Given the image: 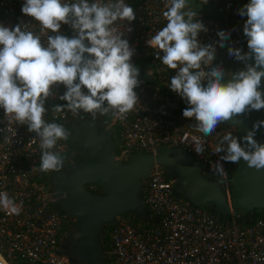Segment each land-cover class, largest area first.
<instances>
[{
    "label": "built area",
    "instance_id": "built-area-1",
    "mask_svg": "<svg viewBox=\"0 0 264 264\" xmlns=\"http://www.w3.org/2000/svg\"><path fill=\"white\" fill-rule=\"evenodd\" d=\"M213 1L218 6L214 15L197 12L194 18L208 29L198 34V45L212 44L216 49L212 63L238 71L244 68V63L229 57L227 48L248 51L247 38L243 34L246 17H241L237 11L248 0ZM23 2L0 0V23L9 27L20 23L22 30L24 27L26 31L41 35L39 22L22 14ZM125 3L134 9L136 19L130 25L118 20L113 27L124 32L122 38L135 49L132 62L139 69L140 84L134 90L139 100L123 119L111 112L96 116L100 121L105 120L106 128L115 126L119 140L117 159L127 161L134 153L155 152L157 146L166 144L188 151L202 170L214 174L211 165L222 156V152L214 153V149L225 134H232L231 127L219 124L207 137L198 132L195 119L186 118L179 111L178 94L169 87L178 69L163 65L156 50L147 44L148 39L166 25L163 12L170 0H125ZM129 26L133 29L131 32L127 31ZM219 30L230 32L225 47L217 43ZM61 33L68 37L76 34L67 24H62ZM47 35L52 33L41 35L45 45ZM65 90L63 85L53 89V97L45 104L48 109L44 115L46 122L57 123L75 116L68 110L57 113L52 109L53 105L66 103L58 98ZM67 149V142L59 140L52 151L62 155ZM41 153L36 134L0 108V192H6L21 209L16 215L0 207V254L8 264H71L58 254V242L64 235L63 224L70 217L53 207L50 171L40 170ZM220 162L225 175L215 174L227 180V167ZM224 186L228 193L229 183ZM143 195L148 214L156 222L143 226L130 217L120 216L108 242L111 264H264V220L244 225L234 218L223 219L190 204L176 191L174 178L159 165L152 168L144 182Z\"/></svg>",
    "mask_w": 264,
    "mask_h": 264
},
{
    "label": "clouds",
    "instance_id": "clouds-1",
    "mask_svg": "<svg viewBox=\"0 0 264 264\" xmlns=\"http://www.w3.org/2000/svg\"><path fill=\"white\" fill-rule=\"evenodd\" d=\"M237 11L246 17L243 34L248 51L228 46V56L243 62L244 68L232 72L226 83L222 81L228 73L212 63L215 47L198 45V34L208 29L202 21H194L197 11L188 8V0H170L163 12L166 25L147 41L163 65L178 69L169 87L188 105L183 116L194 118L196 130L206 137L221 123L264 109V0H248ZM21 12L39 22L41 35H52H47L45 45L41 35L22 30L20 23L13 27L0 23V108L40 139V170L59 172L64 158L52 149L72 133L62 124L45 121L46 101L54 88L63 85L66 90L58 98L66 103L53 105L54 112L89 113L94 120L98 113L111 112L123 119L132 111L139 100L134 89L140 84L139 69L132 62L135 49L113 25L118 20L130 25L136 13L125 0H24ZM62 24L76 34H62ZM217 35L218 45L225 47L230 32L219 30ZM261 126L264 120L255 121L239 138L225 134L214 153L226 154L211 165L212 171L224 176L220 161L238 164L241 159L249 168L264 170V143L254 138ZM225 142L226 148L221 146ZM0 207L9 214L21 211L6 192H0Z\"/></svg>",
    "mask_w": 264,
    "mask_h": 264
},
{
    "label": "water",
    "instance_id": "water-1",
    "mask_svg": "<svg viewBox=\"0 0 264 264\" xmlns=\"http://www.w3.org/2000/svg\"><path fill=\"white\" fill-rule=\"evenodd\" d=\"M228 79L230 74L222 82ZM203 83L206 85L207 80ZM257 120H264V109L224 124L235 128L239 138ZM70 126L81 160H72L59 172L52 173L51 191L52 204L74 219L64 240V245L71 247L69 253L74 262L108 264L103 245L104 225L115 226L125 213H132L141 221L148 220L144 182L155 165L174 178L176 191L193 205L213 206L225 216L264 214V170L247 167L243 159L238 164L232 163L235 171L231 178L212 180L204 175L194 156L181 147L160 144L155 152H137L127 161H120L112 138L115 126L106 128L89 113L74 116ZM254 138L264 143V126ZM226 183H231L228 193ZM87 184L96 185L103 193L89 190Z\"/></svg>",
    "mask_w": 264,
    "mask_h": 264
},
{
    "label": "trees",
    "instance_id": "trees-1",
    "mask_svg": "<svg viewBox=\"0 0 264 264\" xmlns=\"http://www.w3.org/2000/svg\"><path fill=\"white\" fill-rule=\"evenodd\" d=\"M217 1L219 2L220 0H217ZM225 71L228 74H231L232 72H234V71L229 72L226 69H225ZM178 100H179V111L183 112V109L186 108L188 105L186 104V102L179 95H178ZM73 118L74 117H71L68 120L60 121V122H57V123L62 124L66 129H68L72 133V129H71L70 123H71V120ZM190 119H194V118H190ZM101 122H102V126L106 127L105 126V124H106L105 120L101 119ZM221 124H224V123H221ZM231 129H232V136L238 138L237 133H236V129L233 128V127H231ZM113 134L115 135V136L112 135V138H113V140H114V142L116 144V147H115L116 156H118V153H119V151H118L119 140H118V136H117L116 132H114ZM66 142L68 144V149H67V151L64 154L61 155L64 158V161H68L71 158L78 156V147L76 145V142L73 139L72 134H71V136L69 137V139ZM226 146H227V143L225 142L222 145V147L226 148ZM225 154H226L225 152H222V155H225ZM224 163H225V165L227 167V170H228V177L231 178L233 176V174H234L235 168H234L232 163H226V162H224ZM203 173L209 179L222 180V178L219 175L215 174V173L214 174H210L206 170H203ZM49 179L52 180L51 174L49 175ZM89 185H91V184H87L86 187L89 190L93 191V192L98 193V191L101 190L96 185H92L93 188H90ZM228 187L231 188V183H229ZM224 188H226V187L224 186ZM184 199L186 201H188L185 197H184ZM190 204H192V203H190ZM203 208H205L209 212L218 214L223 219L234 218L238 222H240V223H242L244 225H249V224H251V223H253V222L257 221V220H264V214L263 213L255 212L253 215L247 214V215H244V216L243 215H239V216L228 215V216H225V215H222L220 212H217L213 206L203 207ZM57 212L60 213V214L64 213L63 211H60L59 209H57ZM122 216L130 217L133 220L134 223L141 224L143 226H148V225L153 224V223L156 222V219H154V217H150V216H149L148 220H146V221H141L137 216H135L132 213H125ZM141 222H144V223L142 224ZM67 227L69 228L70 225H68ZM67 227L66 226L64 227V232L63 233H65V230H66ZM112 229H113V226H110V225H104V227H103V230L105 231V234L103 236L104 237V242H103L104 251H105V253L107 255V258H108L110 264L112 262V256H111V253H110V250H109L108 242H109L110 232L112 231Z\"/></svg>",
    "mask_w": 264,
    "mask_h": 264
},
{
    "label": "flooded vegetation",
    "instance_id": "flooded-vegetation-1",
    "mask_svg": "<svg viewBox=\"0 0 264 264\" xmlns=\"http://www.w3.org/2000/svg\"><path fill=\"white\" fill-rule=\"evenodd\" d=\"M75 116H76V114H75ZM72 160L80 161V160H81V157H80L79 154H78L77 157H73V158H71V159L68 160V161H64L63 166L66 165V164H68V163L71 162ZM62 169H63V167L61 168V170H62ZM52 173H53V172L50 171L51 178H52ZM51 181H52V180H51ZM92 185H93V184L89 185V187H90V188H93ZM98 193H103V191H102V190H99ZM53 207H54L56 210L59 209L58 205H53ZM73 223H74V219H73V218H68V219H66V220L64 221L63 227H65V226L67 227L68 225H70V227H69V228H68V227L66 228L64 235L59 239V242H58V254L61 255V256H63V257H64L68 262H70L71 264H82L81 262H74V261H73L72 255L69 253L71 247H68V246H65V245H64V240H65V238H66V234H67V232L72 228ZM106 256H107V255H106ZM108 264H110L109 260H108Z\"/></svg>",
    "mask_w": 264,
    "mask_h": 264
},
{
    "label": "rangeland",
    "instance_id": "rangeland-1",
    "mask_svg": "<svg viewBox=\"0 0 264 264\" xmlns=\"http://www.w3.org/2000/svg\"><path fill=\"white\" fill-rule=\"evenodd\" d=\"M188 8L195 10L197 12H201L203 14L214 15V13L217 11V4L213 0H207L206 4H203L202 0H188ZM186 10H188V9H185V11ZM227 70L229 72L233 71L231 68H228ZM105 126H107V125L105 124ZM113 136H115V135L113 134ZM141 223L143 224L144 222H141Z\"/></svg>",
    "mask_w": 264,
    "mask_h": 264
},
{
    "label": "bare ground",
    "instance_id": "bare-ground-1",
    "mask_svg": "<svg viewBox=\"0 0 264 264\" xmlns=\"http://www.w3.org/2000/svg\"><path fill=\"white\" fill-rule=\"evenodd\" d=\"M0 262L2 264H8V262L1 256V254H0Z\"/></svg>",
    "mask_w": 264,
    "mask_h": 264
},
{
    "label": "crops",
    "instance_id": "crops-1",
    "mask_svg": "<svg viewBox=\"0 0 264 264\" xmlns=\"http://www.w3.org/2000/svg\"><path fill=\"white\" fill-rule=\"evenodd\" d=\"M217 7H218V6H217ZM216 12H217V11H216ZM216 12H215V13H216Z\"/></svg>",
    "mask_w": 264,
    "mask_h": 264
}]
</instances>
